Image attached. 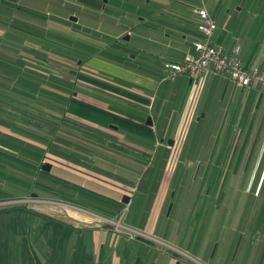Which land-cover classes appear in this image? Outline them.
<instances>
[{
    "label": "crops",
    "instance_id": "crops-1",
    "mask_svg": "<svg viewBox=\"0 0 264 264\" xmlns=\"http://www.w3.org/2000/svg\"><path fill=\"white\" fill-rule=\"evenodd\" d=\"M75 1L0 0V62L11 65L0 66V109L27 111L18 98L32 92H18L16 81L28 70L63 79L67 64L66 115L90 134L79 137L87 151L59 143L62 152L45 153L48 189L0 198V264H264V93L213 73L166 80L161 67L200 39L198 0H147L159 5L158 25L128 30L143 46L122 64L70 57L74 43L97 42L82 39L86 9ZM204 5L217 23L214 43L225 53L239 46L244 64L264 71V0ZM96 72L105 86L91 82ZM167 154L155 183L154 164ZM222 176L248 185L215 189L210 179Z\"/></svg>",
    "mask_w": 264,
    "mask_h": 264
},
{
    "label": "trees",
    "instance_id": "trees-1",
    "mask_svg": "<svg viewBox=\"0 0 264 264\" xmlns=\"http://www.w3.org/2000/svg\"><path fill=\"white\" fill-rule=\"evenodd\" d=\"M75 3L82 5L86 9V11L81 14L79 23L82 36L87 37L91 35L95 37L97 41L95 45L91 47L88 46V43H84V40H82L81 45L85 46V48H88L87 53H79L82 58H88L89 56L94 55L104 60H112L118 64H122L123 61L128 60L127 56L130 57V54L127 55V51L129 49L123 48V42L126 41L124 37L129 35L128 39L130 38L128 30L131 29L129 26L134 25V27L137 28L138 25L146 24L145 27L147 29L153 27L151 22L154 23V26L158 25V23L154 21V12L159 7V5L158 3H154L152 1L76 0ZM198 4L199 6L201 5L205 7L204 0H198ZM139 15L143 16V18L146 17L147 21H140V18L138 17ZM91 22H94V24L97 23L95 26H93V28H99L100 32L103 31L100 25L105 24L106 33L104 35H100V33L96 32V34L92 32L88 28L91 27L88 26ZM197 26L198 18L196 22V30L198 31ZM45 36L48 35L41 37L44 38ZM7 37L14 38L9 33L7 34ZM49 38L54 40H50V42L57 44V41L53 36L49 35ZM81 45L79 48L82 47ZM116 47L117 49H122L117 50L115 49ZM163 62L164 61L161 62V67L164 71ZM0 63V66H4V69H7L5 70L6 72L11 68V65L6 62L5 65L2 61ZM64 70L66 72L65 76L69 74L68 71L72 72L71 69L69 70L67 64H65ZM65 76L62 79L49 75L48 80H45L43 75L34 71L29 72L28 70L27 73L23 74L19 79H17L16 87L18 92L22 91L23 89H27V94H29L30 91L32 94L26 97L21 96L18 99H27L26 102H34L33 99L35 97L41 98V96H43L44 99L52 102L53 108L55 110L53 113H57V116L60 117L61 113H65L68 109L69 96L71 90L73 89L74 83L71 79ZM165 76L166 73L164 72V77ZM29 77H31V80H29ZM98 77H101L105 80L107 79L106 76L102 75H98ZM0 125L6 127V129L11 133L8 134L0 131V198H19L34 193V191L37 189H48V186H45L42 181V175L44 173L42 171V164L45 162V153H47V151L54 154L62 152L58 148L59 143L65 144V146H68L69 148L76 147L77 149L87 151L85 148L88 146L87 143H85L86 146H83L84 144L81 145L82 142H80V140H83L80 138H87V140L90 138V134L87 132L89 129L78 131L71 126L73 125L72 123L66 124L61 121V124L57 125V128H50L44 124L42 125V123L35 122L22 115L4 113V111L1 109ZM74 138H77L78 141L76 140V142H73ZM8 139L11 140L10 148L13 146L15 147L14 153L12 155L11 152L10 157L8 151L5 150V148L9 146ZM12 142H15V144ZM167 162L168 154L165 155V159L163 161L155 162V166L153 167L155 183H158L160 180L161 174L163 173ZM9 167L10 172L8 171ZM160 170L162 172L161 174Z\"/></svg>",
    "mask_w": 264,
    "mask_h": 264
},
{
    "label": "built area",
    "instance_id": "built-area-1",
    "mask_svg": "<svg viewBox=\"0 0 264 264\" xmlns=\"http://www.w3.org/2000/svg\"><path fill=\"white\" fill-rule=\"evenodd\" d=\"M192 12L198 18L197 29L201 37L193 42L192 49L181 62H163L165 79L174 80L180 74L201 76L213 73L223 76L238 87H255L264 93V71L246 67L240 57L239 46L225 53L220 45L214 43L213 34L217 23L204 6H196Z\"/></svg>",
    "mask_w": 264,
    "mask_h": 264
},
{
    "label": "rangeland",
    "instance_id": "rangeland-1",
    "mask_svg": "<svg viewBox=\"0 0 264 264\" xmlns=\"http://www.w3.org/2000/svg\"><path fill=\"white\" fill-rule=\"evenodd\" d=\"M8 17V15H6L5 16V18H7ZM140 19L141 18H143V16H141V15H139L138 16ZM70 18V17H69ZM8 21L9 20H11V16H9L8 18ZM97 24V23H96ZM96 24H94V22H91L88 26H91V27H88L92 32H94V33H100V35H104L106 32H105V24H101L100 26L102 27V30L103 31H101L100 32V30H99V28H93V26H95ZM151 24L154 26V23L153 22H151ZM99 26V27H100ZM130 27V29L131 30H133V32H134V35H135V33L137 32V29H136V27H134V25H130L129 26ZM96 33V34H97ZM46 35H48V36H45L46 38V41H48L50 44H52V42H50V40L51 41H54L53 39H50L49 38V35H51V36H53L54 35V33H45ZM99 35V34H98ZM129 36V35H128ZM86 38V36L84 37V36H82V39H85ZM125 38V37H124ZM87 39V38H86ZM123 41V40H122ZM47 42V44H45V45H48L49 47H50V45H49V43ZM142 42L140 41V40H138L135 36H132V37H130L128 40L126 39V41H124L123 42V48L124 49H129V50H132L133 48H136V47H138V46H143L142 44H141ZM64 45H66V43L64 44ZM68 46H69V44H68ZM82 47L81 48H79L78 47V45H77V43H74L72 46H71V50H69V52H71V54H69L71 57H76L77 55H78V53H87L88 52V48H85V46H83V45H81ZM130 56L132 57L133 56V54H131L130 53ZM80 57H81V55H80ZM90 57V56H89ZM88 57V58H89ZM93 58L94 57H96V56H92ZM92 57H90V60H91V58ZM82 58V57H81ZM82 59H84V58H82ZM99 62V61H98ZM103 62V61H102ZM97 73V72H96ZM88 74H90L91 76H94V77H96L97 79H91V82H93V83H95V84H97V85H99V86H105L106 85V83H104L103 81H105V79H103V78H101V77H98V75H99V73H97L96 75H94V74H91V73H88ZM100 75H104V74H100ZM101 80V81H100ZM78 85V82L77 83H75L74 84V86L76 87ZM42 100V101H41ZM33 101L34 102H29V103H27V107H26V109H27V111H25V112H20V111H18L17 112V114L18 115H22V116H25L26 118H29V119H31V120H33V121H35V122H38V123H42V125L44 124V125H46L47 127H50V128H57V125H59V124H61V121H63L64 123H66V124H69V123H72V124H74V121H77V119L76 118H73V119H75V120H73V119H71V118H69L67 115H66V112L65 113H61V116L60 117H58L57 116V113L55 114V113H53L55 110H54V108H53V104H52V102L51 101H47V99H44V98H37V97H35L34 99H33ZM50 102V103H49ZM47 103H49V104H47ZM70 104V103H69ZM41 108H43L44 109V111H41ZM46 108H49V110H50V113L48 114V116H47V114H46ZM68 108H69V106H68ZM57 111V110H56ZM58 117V118H57ZM64 119V120H63ZM78 123V122H77ZM85 127V126H84ZM200 180L201 179H199L198 181L200 182ZM225 180V181H224ZM223 181H224V184H225V186H227L228 184H233V185H235V184H240L241 185V187H245V186H247L248 185V178L247 177H241V178H234V179H232V178H223V176L222 177H216V178H211L210 179V182L214 185V188L216 189L217 187H221V185L223 184ZM210 183V184H211ZM244 195L245 196H248L249 194L248 193H244ZM26 198H24L23 200H25ZM49 210H51L52 211V213L54 212L53 211V209H49Z\"/></svg>",
    "mask_w": 264,
    "mask_h": 264
},
{
    "label": "water",
    "instance_id": "water-1",
    "mask_svg": "<svg viewBox=\"0 0 264 264\" xmlns=\"http://www.w3.org/2000/svg\"><path fill=\"white\" fill-rule=\"evenodd\" d=\"M74 19V18H73ZM125 39H128V36L125 37ZM146 123L151 125V121H150V118H148L146 120ZM170 144H172V142L170 141L169 142ZM42 169L45 170V171H48L50 169V164L49 163H45L43 166H42ZM128 200H129V197L128 196H124L123 199H122V202L123 203H128Z\"/></svg>",
    "mask_w": 264,
    "mask_h": 264
}]
</instances>
